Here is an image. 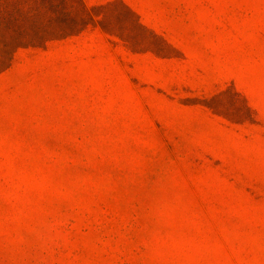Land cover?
Here are the masks:
<instances>
[{
    "label": "rangeland",
    "instance_id": "rangeland-1",
    "mask_svg": "<svg viewBox=\"0 0 264 264\" xmlns=\"http://www.w3.org/2000/svg\"><path fill=\"white\" fill-rule=\"evenodd\" d=\"M81 1L0 0V264H264V0Z\"/></svg>",
    "mask_w": 264,
    "mask_h": 264
},
{
    "label": "trees",
    "instance_id": "trees-1",
    "mask_svg": "<svg viewBox=\"0 0 264 264\" xmlns=\"http://www.w3.org/2000/svg\"><path fill=\"white\" fill-rule=\"evenodd\" d=\"M35 2L37 3H41L45 8H49V10L53 13H55V10H56V6H54L53 3L50 2V0H34ZM122 2V5L123 7L127 8L128 9V6L123 2ZM81 4H82V9H83V14H85L89 7L86 5L85 1H81ZM110 5V3L108 4ZM107 5H96L94 7H91L93 9H96L98 7H105ZM97 22H99L100 24H102V21H104V19H99V15L98 16H95L94 17ZM84 19L85 18H72L70 20H67V19H62V20H58L56 22L53 23L54 25V29L52 30L51 34H50V38L49 39H55L56 37H67V36H70V35H73L75 33H80L81 31H83L84 29H86L89 25H90V22H84ZM105 28V27H104ZM54 36V37H52ZM48 40V39H47Z\"/></svg>",
    "mask_w": 264,
    "mask_h": 264
}]
</instances>
